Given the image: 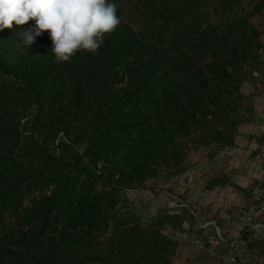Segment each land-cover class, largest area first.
<instances>
[{
	"label": "trees",
	"instance_id": "trees-1",
	"mask_svg": "<svg viewBox=\"0 0 264 264\" xmlns=\"http://www.w3.org/2000/svg\"><path fill=\"white\" fill-rule=\"evenodd\" d=\"M142 1L145 30L113 0L121 23L96 52L67 62L55 60L47 31L24 43L34 20L0 32V264H174L178 244L161 227L191 221L189 209L117 223L108 236L110 211L118 193L145 188L161 166L181 173L194 149L234 145L251 120L244 85L264 94V33L245 15L213 22L207 0L167 2L169 13ZM22 130L38 137L39 157L19 154ZM100 177L111 190L91 194ZM249 250L264 252V240Z\"/></svg>",
	"mask_w": 264,
	"mask_h": 264
},
{
	"label": "rangeland",
	"instance_id": "rangeland-1",
	"mask_svg": "<svg viewBox=\"0 0 264 264\" xmlns=\"http://www.w3.org/2000/svg\"><path fill=\"white\" fill-rule=\"evenodd\" d=\"M156 2L164 13H169L165 5L167 2L175 7L184 6L180 0H156ZM202 8L207 10L213 22L222 25L245 15L264 33V6L256 13L253 12L254 3L246 4L245 11L231 0H207V4ZM123 9L124 19L128 24L137 31L146 29L148 12L142 0H124ZM190 19L188 17L187 21ZM243 92L251 95L247 100L252 108V112H247L251 120L239 126L234 145L222 146L214 142L211 145L201 146L189 152L182 162L181 167L184 172L174 173L172 172L174 170L170 171L161 166L158 174L148 179L145 188L123 190L118 193L119 202L110 211V228L106 235H111L117 223L131 227L137 221L143 225L155 222L159 215L166 212L168 202L175 194H179L184 203L196 207V211L200 212L201 216L213 215L219 221L223 220L226 211L222 204H235L236 212L243 215L253 204L259 203L264 194V111L260 106L258 107L260 101L258 99L262 94L257 92L255 94L250 84L244 85ZM21 135L19 154L39 157L43 152L42 148H35L32 143L38 141V137H32L30 132L24 130ZM60 137L62 140H67L63 132ZM80 148L81 151L84 150V147ZM58 154L57 152L56 155ZM218 177L221 183L210 190L208 184ZM82 179H85V176H82ZM222 181L225 182L223 186ZM107 183L105 177H100L90 193L95 195L98 194L97 191H110L111 186ZM213 190L216 193L212 196L207 193ZM206 197L213 198L216 205L205 206ZM12 220L13 217L8 216V221ZM102 240L103 238L99 242ZM251 243L248 237H245L239 264H264V252L252 255L249 250ZM174 264H210V261L194 248L178 245Z\"/></svg>",
	"mask_w": 264,
	"mask_h": 264
},
{
	"label": "clouds",
	"instance_id": "clouds-1",
	"mask_svg": "<svg viewBox=\"0 0 264 264\" xmlns=\"http://www.w3.org/2000/svg\"><path fill=\"white\" fill-rule=\"evenodd\" d=\"M29 20L35 24L22 31L24 43L31 48L47 31L57 62L81 50L96 52L121 23L113 0H0V32Z\"/></svg>",
	"mask_w": 264,
	"mask_h": 264
},
{
	"label": "built area",
	"instance_id": "built-area-1",
	"mask_svg": "<svg viewBox=\"0 0 264 264\" xmlns=\"http://www.w3.org/2000/svg\"><path fill=\"white\" fill-rule=\"evenodd\" d=\"M210 193L212 196L215 190ZM205 206H214L213 198L206 197ZM222 221L217 218L202 219L199 212L189 203H184L179 194L172 195L168 202L169 214H180L183 208L190 210L193 219L183 221L181 226L167 223L161 231L178 245L192 247L210 264H239L245 237L251 242L264 238V194L243 215L236 212V205L225 203Z\"/></svg>",
	"mask_w": 264,
	"mask_h": 264
},
{
	"label": "crops",
	"instance_id": "crops-1",
	"mask_svg": "<svg viewBox=\"0 0 264 264\" xmlns=\"http://www.w3.org/2000/svg\"><path fill=\"white\" fill-rule=\"evenodd\" d=\"M263 96H264V94L262 93V96L258 99V100H260V101H258V107L260 106V108H262L263 111H264V97ZM198 214H199V217L202 218V219H212V218H214L213 215H207L206 217H203V216L200 215V212Z\"/></svg>",
	"mask_w": 264,
	"mask_h": 264
}]
</instances>
